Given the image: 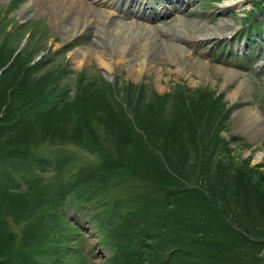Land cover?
I'll use <instances>...</instances> for the list:
<instances>
[{
	"label": "rangeland",
	"instance_id": "obj_1",
	"mask_svg": "<svg viewBox=\"0 0 264 264\" xmlns=\"http://www.w3.org/2000/svg\"><path fill=\"white\" fill-rule=\"evenodd\" d=\"M24 1L21 0L15 7L12 0H3L4 6L0 9V65L3 64L0 66V72L4 71L5 78H8V70L17 69L19 72L14 74V78L20 81L13 85L19 87L20 72L24 74L25 66L43 55L41 60L44 61L38 66V73L41 74L44 70L51 71L53 76L60 79L59 87L53 88L59 101L61 100L59 96H63L68 90L73 92V96L76 92H80L85 98V92L88 90L83 92L77 90L79 89L77 87L64 86L70 80L73 82L76 80L77 74L73 72L75 70L79 71V78L83 83H87V86L100 85V82L106 86L100 87L103 90L101 94L98 92L99 89L94 87L93 97L96 101L101 97V101L98 102L103 103L91 107L90 112H95L92 116L94 122L92 129L86 130L78 126L82 132L93 134H86L89 137L83 139L82 134L77 136L78 134L72 132L54 131L60 137V142L70 145L55 148L48 145L50 143L47 140L49 134L54 133H43L44 127L39 126L38 123H34L33 133H28L21 126L23 119L18 118V100L12 98L10 107L5 108L3 103L7 99L3 96L9 93L10 88L0 87V94H3L0 95V160L1 163H8L0 173V264L5 262L23 264L22 260H26V252L34 251L36 247L47 246L50 239L62 244V249L56 252L60 257V264H80L83 260L85 264H198L203 258L209 259L210 255L220 251L223 243H227V237L231 238L236 234L233 217L235 214L239 216L237 204H240V201L234 199L236 202H233L231 198L226 197L227 201H230L229 206L221 197L234 192L235 181L236 184L241 185L243 180L247 179L259 184L262 189L260 193H264V155L257 160L259 152H264V133L260 137L253 138L247 130H240L235 117L239 108L255 107L262 116L264 127V0H231L227 7L223 5L227 0H191L188 4L186 2L183 4L182 12L174 11L168 16L154 18L152 23L159 25H169L178 15L187 19L208 21L211 24L225 18L234 19L236 23L234 30L231 28L221 30L227 32L230 29L228 35L220 36L222 34L215 33L191 51L193 55L201 53V57L208 60L212 66L210 70L213 78L209 82L198 83H192L177 70L167 68L162 72L151 69L149 72L144 71L139 77L132 78L126 66H118L112 72H106L98 57L90 58L89 61H75L71 56V50L89 44L94 38L95 29L91 28L71 38L62 39L61 36L62 42L57 44L59 38H56V42L53 41V33L56 31L49 25V17H37L39 14L34 15L35 10H30L17 21L12 17V14H19L18 9ZM164 3L155 5L157 7ZM173 6L176 4L172 3L171 7ZM250 15L252 19L258 20L259 24L248 19ZM11 22H14L12 27ZM42 24L48 25L49 30L43 33ZM6 27L10 28L6 29ZM9 30L11 34L7 39L6 33ZM21 48L22 51L14 60V55ZM249 48H252V51L246 55ZM20 64L22 65L18 67L17 65ZM165 65L172 64L163 66ZM214 65L230 68L241 74L224 87L223 75L220 72H213ZM194 77L196 78L195 75ZM245 77L251 81L248 97L235 100L232 97V90L239 85L240 79ZM36 79H39V76L29 74L24 83L32 86ZM128 81H133L135 84L141 81L151 82L159 91H170L179 84L181 91L178 89L172 91L176 96L171 95L166 99L164 104L166 108L169 107L170 101L172 103L182 98L187 106L191 107L192 102L198 101L197 103H201L205 109L201 111L200 107L197 108L198 112L194 115L197 118L189 124L191 130L188 133L184 123L180 125V133L168 132L169 136L166 138L168 142L163 141L162 151L159 150L165 155L169 179L175 180V175L180 178L177 185L169 186V192L160 190L161 187L156 182L157 178H160L159 174L155 171L149 173L146 163L143 164V161H148V144L138 146L135 138L128 140L130 133H133L132 128L129 126L121 128L116 120L115 113L119 108L117 102H127V94L116 96L117 92L107 91V87H110L108 84L123 86ZM157 84H163L164 87H159ZM89 91L91 93V90ZM23 92L26 90L19 87L17 90L12 89L11 94L16 98ZM33 96L34 93L29 94L28 99ZM150 99L148 94L144 95L145 101ZM67 101V98L60 101L61 112L64 113L62 120L67 119L66 114L71 116L69 113L71 104H66ZM107 106L109 107L106 108ZM182 107L184 108L185 105ZM128 110L130 108L126 111ZM188 111L186 110L184 116H187ZM175 115L176 112L169 118L172 127L179 125V121H176L178 117L175 118ZM169 137L172 142L169 141ZM178 137L182 141L175 142ZM145 140L147 139L139 138V142H146ZM198 144L201 145L200 149L195 148ZM224 146L228 150L226 153ZM210 150L223 154L218 155L214 151L210 153ZM56 151H59L58 155H55ZM201 154H204L203 159ZM38 158L41 159L39 165L34 163ZM19 159H23V162L16 165ZM131 161H136L137 165L131 167L130 164H136ZM113 162L116 164L112 165ZM122 162L129 167L122 165ZM83 165L99 168L103 178L109 181L108 184L112 183L113 170L119 167L120 175L124 176L122 178L124 189L135 193L134 198H137L136 203L133 202L131 205H137L140 201L146 202L145 209L140 212L133 211L134 215L130 218L123 216L125 209H119L120 211L116 209L115 215L122 220L120 226L125 232L124 238L129 236L128 241L123 239L125 243H118V247L112 244L113 235L109 234L115 219L114 210L108 206L109 200H105L104 205L99 202L87 204L89 215H95L99 220L97 225L94 224L95 221L88 219L90 225L86 223L85 226L86 217L83 212L75 213V216L81 220L85 217L81 222L83 225L81 229L59 217L54 207L48 209L49 218L46 215L33 216L40 202L50 203L49 199L55 202L57 198L50 192L30 193L29 190L36 187L37 182L50 181L48 171L54 169L61 172L68 169L75 171ZM222 165L225 166L223 169L220 168ZM199 172L202 176L210 172L212 176L203 180L200 179ZM91 173H95V170ZM71 177L73 175H70ZM85 177L89 179L90 186L102 181L97 176ZM224 178L226 181L230 180L229 185L223 184ZM7 179L16 180L19 186L10 187L5 184ZM18 188L25 193L19 192ZM212 189H217V192H212ZM203 192L218 197L216 203L213 201L212 205L215 209L217 204L220 212L206 209L207 204L205 201L202 203ZM220 194L223 196H219ZM57 195L59 198L58 193ZM68 195L69 200L71 193ZM74 209L79 208L71 203L63 208L70 219L75 217L71 216ZM240 217L244 216L241 214ZM43 219H46L47 229L41 225ZM223 221L233 225L231 226L233 232L219 224ZM218 230L228 234L218 235ZM260 247L256 251L259 257H262L264 245ZM44 257L49 260L50 252ZM248 258V256L238 258L239 260L233 264H247ZM59 263L55 262V264ZM252 263L255 264V261Z\"/></svg>",
	"mask_w": 264,
	"mask_h": 264
},
{
	"label": "bare ground",
	"instance_id": "obj_2",
	"mask_svg": "<svg viewBox=\"0 0 264 264\" xmlns=\"http://www.w3.org/2000/svg\"><path fill=\"white\" fill-rule=\"evenodd\" d=\"M19 1L21 0H14L15 4H18ZM184 1L191 2V0ZM123 3H127V1L25 0L18 9L19 14H12V17L17 21L27 15L30 10H35L34 15L39 14L37 17H49V25L56 31L53 33V41L56 42V38H59L57 44L66 37H75L94 28L93 40L85 46L74 47L71 50V56L78 62L89 61L90 58L98 57L106 72H112L118 66H126L129 68V75L133 78L139 77L144 71L149 72L151 69H158L162 72L163 69L167 68L177 70L185 78L190 79L192 83L209 82L213 78L212 70H210L212 66L209 61L204 60L201 53L193 55L191 51L196 45H200L215 33L228 35L231 31L222 32L221 30L225 28L234 30L236 28L234 19L225 18L211 24L208 21L187 19V17L179 15L169 25H159L151 22L155 18L151 11L134 14L128 10L129 6L127 8L123 7ZM230 3L231 0H227L223 5L227 7ZM3 6V0H0V8ZM175 10L181 9L175 8ZM170 13L171 9L168 8L161 7L157 10L159 16H167ZM13 24L14 22L10 23L11 26ZM46 30H49L48 25L42 24V32L44 33ZM168 63L172 65L163 66ZM213 72H220L223 75L224 87L241 74L239 71L219 65L213 66ZM52 78L53 75H50V79ZM46 83L50 84V81ZM250 83L251 81L247 77L240 79L239 85H236V88L232 90L233 99L238 101L247 99ZM157 85L164 87L163 84ZM179 87L181 86L177 84L176 88L170 91H159L151 82L141 81L135 84L133 81H128L126 85L120 87H107V91H116V96H124L127 93L124 90L131 91V94L134 93L135 95H138L140 91L143 94V102H138L135 99L134 108H137L138 105L144 107V103H147L154 117L157 106L152 99L159 97L164 99L167 96L170 97V95L174 96L175 94L172 91H176V89L181 91ZM25 88L30 90L33 87ZM37 88L43 99L53 101L54 96H57L54 87ZM77 88H79L77 90L83 92L88 90L85 92L88 108L96 106L97 103H103L98 102L101 101V97L97 101L93 97L94 87ZM97 88L99 94H101L103 90L100 87ZM89 90H91V93ZM145 93L150 96V100H144ZM177 104L178 99L172 103L170 101L169 106L175 107ZM145 110H148V108ZM235 117L240 130H247L253 138L263 135L262 116L255 107H241L237 110ZM25 124L30 126L32 122L27 121ZM263 155L264 152H259L257 160Z\"/></svg>",
	"mask_w": 264,
	"mask_h": 264
},
{
	"label": "trees",
	"instance_id": "obj_3",
	"mask_svg": "<svg viewBox=\"0 0 264 264\" xmlns=\"http://www.w3.org/2000/svg\"><path fill=\"white\" fill-rule=\"evenodd\" d=\"M16 72L18 73L19 71L16 69ZM14 74L15 73H13L12 71L9 74L10 76H8V78H4L2 81H0V87H9L15 82L18 83L19 80L18 81L15 80ZM87 85L88 84H84L83 87H102L100 85H96V86H87ZM26 86L29 87V84ZM115 87H120V86L116 85ZM124 91L127 92L126 104L132 106L135 123L139 129L135 128L132 119H130L128 117V113H126L127 111L125 109V104L121 101L117 102L119 108L117 109V112L115 111L116 113L114 112L117 115L116 120L118 122V125L121 128L123 126L124 127L129 126V128H132L133 133H130V137L128 138V140L135 138L138 141V146L148 144L147 147L148 161L146 162L143 161V164L146 163V168L149 173L155 171L159 174L160 178H157L158 180H156V182L159 184L162 190H167V188L171 186V184L177 185L180 182V178L178 175H175L176 176L175 180L171 181L169 179L170 174L166 169L165 155L159 151V150L162 151L161 146L163 145V141L168 142L166 139L168 138L167 136H169L167 134L168 132L172 133L178 131V133H180L179 128L181 127L180 126L181 123H184V126L187 130L186 133H188L191 130V126L189 124L197 118L196 116H194L195 113L198 112L197 108L200 107L201 111H204L205 109L204 107L201 106V103H197L198 101L195 103L192 102L191 107L190 105L187 106L183 102L182 98L178 99V104L175 107L169 106L168 108H166L164 104H166L165 101L167 98H169V96H167L164 99L163 97H159L156 99H152L155 105L157 106V110H155L156 115H154L153 117V113L149 109V105L147 103H144L145 104L143 105L144 107L138 105L137 108L136 107L134 108L135 99L138 100V102H143V94L140 91L138 92V95H135L134 93L131 94V91H126V90ZM0 95L3 96L2 93ZM145 95L147 94L145 93ZM12 96L13 95L10 94L6 102L3 103L7 105L6 108L10 107L11 105V100L13 98ZM3 97L5 98L7 96H3ZM183 105H185L184 108L182 107ZM147 108L148 110L145 111V109ZM91 109H92L91 107L88 108L86 99L82 97L71 105V109L69 110L71 116H68V114H66L67 116L66 120H62L64 113H62L61 111H57V115L53 116V119H49L47 122H50L51 128L64 126L66 128H69L71 130L70 132L78 134L77 136H80V134H82V138L86 139L89 137V135L86 134L91 135L93 133H85L82 132L80 129L81 128H86V130L92 129V125L94 124V122L92 121V116L95 112L93 113L90 112ZM113 110L114 108L112 109V111ZM186 110L189 111L187 113V116H184ZM174 112H176L175 118L178 117L176 121H179V125L177 124L174 127H172L169 123V118L174 114ZM78 126H80L81 128H79ZM193 126L194 125H192V128ZM139 138L142 139L146 138L147 140L145 141L147 143L139 142ZM170 138L171 137H169V139ZM169 141L172 142V139H170ZM179 141H182L180 137H178V139H176L175 142H179ZM200 146H201L200 144L195 145V148L200 149ZM195 148H193V150ZM213 151L218 155L223 154L217 152L216 150ZM213 151L210 150V153H214ZM227 151H228L227 147L224 146V153H226ZM203 155L204 154H201V159H203ZM131 162L136 163V164H130L131 167H135L137 165L136 161H131ZM141 164L139 163V165ZM122 165L129 167L126 163L123 162ZM224 167H225L224 165L220 166L221 169H223ZM201 170L200 172H202ZM222 171L221 173L223 175ZM200 172H199L200 179L202 178L203 180L207 179V177L209 178L211 175V173L209 172V174H207L206 176L205 175L202 176ZM196 178H198V175ZM222 181H224L225 183L223 184L226 185H229L230 183L229 179L226 181L224 178V180ZM156 182L154 183L156 184ZM233 187H234V192L231 193L230 195L223 196L222 194H220L219 196H223L221 198L225 199V201L228 203L229 206H230V201L229 200L227 201L228 197L231 198L233 202H236L234 199L240 201L239 202L240 204H237L239 216L235 214V217H233V222L236 223L237 227L233 226L232 224L229 225L226 221H223L219 224L223 225V228L225 226L226 227L225 229H228L231 232H233L231 227L233 226L235 228L234 232L236 234L233 235L231 238L230 236L227 237V243H223L222 249L220 251L210 255L209 259H207V257L203 258L198 264H210L209 260L213 261V259L216 258L220 260V262L217 261L216 264H233L237 260H239L238 258L241 257L245 258L246 256L249 257L248 261H246L245 259L247 264H253L252 262L254 261L255 264H263L264 256L259 257V253H257L256 250H259L261 248L260 246L264 245V193H260V191H262L261 187L259 186V184H255L254 182H252V179L250 180L247 179L246 181L243 180L241 185L236 184L235 181ZM212 192H217V189H212ZM208 194L209 193L203 192V197H202L203 202L205 201V203L207 204L206 209L208 208L210 211L216 210L217 212H220L219 211L220 207H217L218 206L217 204L215 209H213V205H212L213 201H215L216 203V199H218V197H212V194L209 195ZM241 214L244 217H240ZM217 232L218 235H221L222 233L223 235L228 234L221 232L219 230ZM248 240H250V242L251 241L253 242L250 243ZM6 257H8V255Z\"/></svg>",
	"mask_w": 264,
	"mask_h": 264
}]
</instances>
